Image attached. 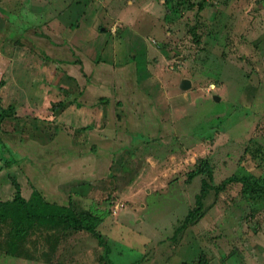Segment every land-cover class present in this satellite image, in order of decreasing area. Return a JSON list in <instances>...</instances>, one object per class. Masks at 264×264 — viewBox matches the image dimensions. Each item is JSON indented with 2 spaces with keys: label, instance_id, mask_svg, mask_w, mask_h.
<instances>
[{
  "label": "rangeland",
  "instance_id": "1",
  "mask_svg": "<svg viewBox=\"0 0 264 264\" xmlns=\"http://www.w3.org/2000/svg\"><path fill=\"white\" fill-rule=\"evenodd\" d=\"M95 1L112 6L118 32L103 31L93 60L130 62L137 77L105 75L106 91L92 95L89 53L79 83L31 36H1L0 201L14 178L24 197L36 188L104 213L108 255L84 230L48 246L32 234L16 254L1 236L0 264H264V0H150L157 18L138 25L131 17L146 0ZM202 159L212 176L189 178ZM231 175L259 183L216 192ZM203 179L201 218L178 230Z\"/></svg>",
  "mask_w": 264,
  "mask_h": 264
},
{
  "label": "crops",
  "instance_id": "2",
  "mask_svg": "<svg viewBox=\"0 0 264 264\" xmlns=\"http://www.w3.org/2000/svg\"><path fill=\"white\" fill-rule=\"evenodd\" d=\"M135 1L131 0L129 5L136 6ZM111 8L112 6L107 4L104 6L95 0H0V37L15 36L17 33L19 36H31L38 46H42L41 49L44 53L49 56L53 55L51 56L53 59L61 61L62 65H58L63 67L66 75L71 76L79 83L81 77L85 75L82 73V69L85 71L88 68V61H86L83 52L89 53L91 58L88 59L96 64L92 63L91 75L97 76V79L91 85H87L89 86L87 91L92 95L97 94L107 89L105 75L116 76L120 85L129 75L137 77L130 62L121 63L118 70L115 65L108 67L103 64V61L93 60L98 57V49L104 42L102 37L105 30L112 33L118 32L117 21L113 17L115 14ZM137 10H139L137 16L131 17L134 18L136 25L140 19L144 22H151L150 17L157 18L153 16L152 12L160 11L150 0L143 1ZM81 12L84 13V18L81 20L82 25L80 26L77 15ZM95 12L96 15L93 16L92 14ZM21 13H26L31 20H25ZM70 13L76 15V18L70 16ZM100 14L105 15L100 16ZM10 20L14 21L13 24H9ZM98 21H100L99 25H97ZM35 22L38 23V26L34 25ZM77 22L78 24L75 26ZM10 26L13 29H9ZM127 38L130 37L127 36ZM53 39L58 42H54ZM22 42L26 43V39L23 37ZM46 47H49L50 50ZM63 61H67L68 64H63ZM54 66V68H58L57 64ZM65 67H68L69 71L65 70ZM134 80L133 78L132 81Z\"/></svg>",
  "mask_w": 264,
  "mask_h": 264
},
{
  "label": "trees",
  "instance_id": "3",
  "mask_svg": "<svg viewBox=\"0 0 264 264\" xmlns=\"http://www.w3.org/2000/svg\"><path fill=\"white\" fill-rule=\"evenodd\" d=\"M168 2L172 3L174 0H166V3ZM202 9H204L203 3H199L198 12ZM43 58L52 61V58L45 54ZM98 102L107 103L108 100L100 97ZM62 105V101L54 102L51 108L55 109ZM79 105H82V103L79 102ZM5 116V110L0 105V123ZM87 126L88 128L90 127V125ZM197 175L212 176L207 160H200L188 173L189 178ZM230 182H240L242 184V190L245 192L250 187L258 184L259 179L252 175H231L216 188V192L222 190L225 183ZM12 185L14 186L12 197L0 201V237H4L3 242L6 245L5 250L7 252L16 254L28 242L27 238L32 234L41 236L40 241L48 246L57 244L73 232L84 230L90 233L97 240L98 244L103 247L104 256L107 257L109 251L107 241L97 231L98 225L104 219V213H98V211L92 208L85 209L78 205H62L50 202L36 188L32 189L28 197H24L21 193L20 185L14 178L12 179ZM209 188L210 185L203 179L200 194L196 196V204L198 207L188 212L180 227L177 228L178 230L186 228L189 224L201 218L200 207L202 198ZM28 258H31V255Z\"/></svg>",
  "mask_w": 264,
  "mask_h": 264
},
{
  "label": "water",
  "instance_id": "4",
  "mask_svg": "<svg viewBox=\"0 0 264 264\" xmlns=\"http://www.w3.org/2000/svg\"><path fill=\"white\" fill-rule=\"evenodd\" d=\"M190 86V81L188 80V79H182L181 81H180V85H179V87L181 88V89H186V88H188ZM214 99L215 100H218V97L216 96V97H214Z\"/></svg>",
  "mask_w": 264,
  "mask_h": 264
}]
</instances>
